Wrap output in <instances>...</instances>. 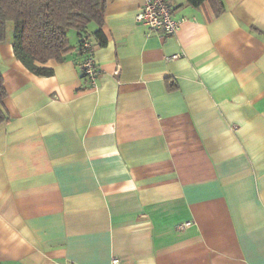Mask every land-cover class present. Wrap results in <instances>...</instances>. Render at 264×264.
Returning <instances> with one entry per match:
<instances>
[{
	"label": "crops",
	"instance_id": "1",
	"mask_svg": "<svg viewBox=\"0 0 264 264\" xmlns=\"http://www.w3.org/2000/svg\"><path fill=\"white\" fill-rule=\"evenodd\" d=\"M164 1L106 0L94 89L75 30L50 77L0 43V264H264V0Z\"/></svg>",
	"mask_w": 264,
	"mask_h": 264
},
{
	"label": "trees",
	"instance_id": "2",
	"mask_svg": "<svg viewBox=\"0 0 264 264\" xmlns=\"http://www.w3.org/2000/svg\"><path fill=\"white\" fill-rule=\"evenodd\" d=\"M185 1L191 7L208 2L216 13L223 10L221 0ZM105 9L106 0H0V43L7 41L11 23L15 59L30 73L50 77L53 72L44 65L50 60L61 61L69 52V30L77 32L79 46L81 38L89 39L91 27L95 26L93 34L98 45L106 44L101 33ZM5 96L0 76V124L7 118L2 105Z\"/></svg>",
	"mask_w": 264,
	"mask_h": 264
},
{
	"label": "built area",
	"instance_id": "3",
	"mask_svg": "<svg viewBox=\"0 0 264 264\" xmlns=\"http://www.w3.org/2000/svg\"><path fill=\"white\" fill-rule=\"evenodd\" d=\"M135 21L143 25L148 33H155L164 37L174 35L179 27L171 13V9L164 0H143L140 11L135 15ZM81 58L78 67L82 74L89 80L90 87H97L99 70L93 56V46L87 37H82L77 48ZM188 224L178 225V230L187 227ZM112 264H117L118 259L113 258Z\"/></svg>",
	"mask_w": 264,
	"mask_h": 264
},
{
	"label": "rangeland",
	"instance_id": "4",
	"mask_svg": "<svg viewBox=\"0 0 264 264\" xmlns=\"http://www.w3.org/2000/svg\"><path fill=\"white\" fill-rule=\"evenodd\" d=\"M8 31H9L8 34H11V32H12V24L11 23L9 24Z\"/></svg>",
	"mask_w": 264,
	"mask_h": 264
}]
</instances>
